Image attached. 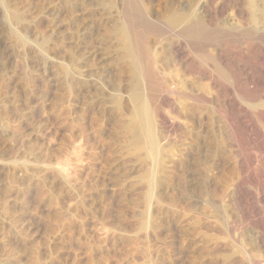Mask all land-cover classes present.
I'll return each mask as SVG.
<instances>
[{"label":"rangeland","instance_id":"1","mask_svg":"<svg viewBox=\"0 0 264 264\" xmlns=\"http://www.w3.org/2000/svg\"><path fill=\"white\" fill-rule=\"evenodd\" d=\"M0 1V264H245L230 245L190 236L183 219L160 222L120 131L135 83L119 51L129 39L118 37L181 0Z\"/></svg>","mask_w":264,"mask_h":264},{"label":"bare ground","instance_id":"2","mask_svg":"<svg viewBox=\"0 0 264 264\" xmlns=\"http://www.w3.org/2000/svg\"><path fill=\"white\" fill-rule=\"evenodd\" d=\"M118 39H129L119 51L135 83L120 131L138 151L146 201L160 219L188 222V234L216 251L228 244L245 264H264V0H181L166 16L130 23Z\"/></svg>","mask_w":264,"mask_h":264}]
</instances>
